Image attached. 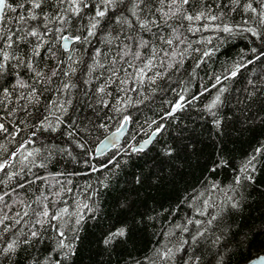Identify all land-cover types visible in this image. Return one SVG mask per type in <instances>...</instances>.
I'll return each instance as SVG.
<instances>
[{"label": "trees", "instance_id": "obj_1", "mask_svg": "<svg viewBox=\"0 0 264 264\" xmlns=\"http://www.w3.org/2000/svg\"><path fill=\"white\" fill-rule=\"evenodd\" d=\"M7 2L0 264H243L264 253V0H117L79 41L101 0L79 14L71 0ZM124 120L120 145L94 156Z\"/></svg>", "mask_w": 264, "mask_h": 264}, {"label": "snow or ice", "instance_id": "obj_2", "mask_svg": "<svg viewBox=\"0 0 264 264\" xmlns=\"http://www.w3.org/2000/svg\"><path fill=\"white\" fill-rule=\"evenodd\" d=\"M71 2H72V4L74 5V7H73V11L76 12L77 14H79V11H80V4L83 2V0H71ZM173 2H175V0H173ZM183 2H184V3H188V0H183ZM101 3H102L105 7L102 8V7H100V6H97V9H96V11H95V15L92 17V21H93V22L91 23V26H90V28L88 29V35H87V37H83V38H82V37H80V36H75V37L73 38L74 40H76V41H79V40H81V39L87 40L88 37H92L93 35H95V29L97 28L98 24L100 23V20L97 19V18H103V17H105V16L107 15L108 6H113V5H115V4L117 3V0H101ZM84 6L87 7L88 5H87V4H84ZM32 7H33L34 9H35V8H39V7H40V4H39L38 2H36V0H33V2H32ZM6 8H11L12 11H16L15 8H12L11 5L8 4L7 0H0V17L3 16L4 9H6ZM248 8H249L251 11H253V12L256 11V9L251 8V5H249ZM260 15H261L262 18H264V12H261ZM31 18H32V19H35V16L33 15ZM186 18H187L188 20H192V19H193V17H191V16H188V17H186ZM200 18H201L200 16H197V17H196V19H200ZM61 19H63V17H61ZM211 19L215 20L216 17L213 16V17H211ZM117 22H118V23L120 22L119 17H117ZM262 22H264V19H262ZM144 26H145V24H144L143 22H141V27H144ZM223 30L226 31V32L231 31V29H230L229 27H227V26H225ZM248 31H251L253 35H258L257 32H256L254 29H248ZM31 35L36 36L37 33H36L35 31H32V32H31ZM8 39L11 40V37L9 36ZM62 39L65 41V47H67V42H68L69 38H68V37H62ZM168 43L171 44L172 41L169 40ZM9 46H10V45H9ZM253 51H256V50L253 49ZM37 54H38V53H37ZM205 55H208V53H205ZM4 58H5V59L8 58L6 54H5V57H4ZM2 67H3V65H0V68H2ZM236 71H238V69H237ZM236 71H233V72H232V75H233V76L236 75ZM38 75H39V73H38ZM52 75H53V76L56 75L55 70H53ZM219 82H220V80H219V78H218V79H217V83H219ZM64 87L67 88L68 85H65ZM221 91H223V90H221ZM182 99H183V98H182ZM218 99H219V97H217V100H218ZM215 103H216V101H213V104L210 105L209 107L214 106ZM180 107H182V105L179 104V103L175 106V108H180ZM175 108H174V111H175ZM125 119H127V118H125ZM51 130H52V131H55L56 129H55V128H52ZM0 131H5V132L7 131V129L4 127L3 124H0ZM29 155H31V153H29ZM2 167H3V165H0V168H2ZM43 215H44V216H48V212L45 211V212L43 213ZM52 219H57V217L53 216ZM0 222H2V221H0ZM78 222H79V221H78ZM124 234H125L124 230H123V229H120V230H118L116 233H113L110 237H108V239L105 240V243H106V244L111 243V241H112L116 236H123ZM36 235H37L36 232H33V233H32V236H33V237H35ZM60 235L63 236V233L61 232ZM59 246H60L61 248L68 247L67 245H65V243H64L63 240L60 241V245H59ZM13 250H14V245H13V244H9L8 247H7L6 249H4V252L7 253L8 251H13Z\"/></svg>", "mask_w": 264, "mask_h": 264}, {"label": "water", "instance_id": "obj_3", "mask_svg": "<svg viewBox=\"0 0 264 264\" xmlns=\"http://www.w3.org/2000/svg\"><path fill=\"white\" fill-rule=\"evenodd\" d=\"M69 44H70V40H68L67 47H65V41L62 40L63 48L67 49L69 47ZM126 128H127V120H124V122L119 126L118 129H116L115 131L109 133L104 138H102V140L94 148V156L102 155L107 151H109L110 149L119 146L126 132ZM157 134H158V130L152 131L147 138H144L140 140L137 144H135L132 147V150L135 151V150L147 149ZM243 264H264V253L250 259L249 261Z\"/></svg>", "mask_w": 264, "mask_h": 264}]
</instances>
